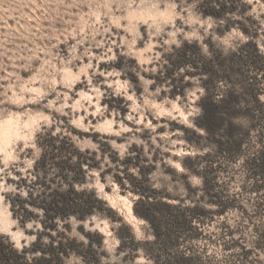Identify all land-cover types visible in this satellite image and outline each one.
I'll use <instances>...</instances> for the list:
<instances>
[{"label": "rangeland", "instance_id": "obj_1", "mask_svg": "<svg viewBox=\"0 0 264 264\" xmlns=\"http://www.w3.org/2000/svg\"><path fill=\"white\" fill-rule=\"evenodd\" d=\"M200 1L0 0V236L18 249L34 239L27 232L33 224L11 216L5 193L29 176L37 133L74 128L98 132L120 155L140 146L146 157H156L152 178L161 199L195 208L188 214L196 215V228L174 230L167 249L160 239L155 262L146 250L152 228L133 210L127 213L135 196L121 192L111 173L102 181L92 170L85 186L119 217L96 213L83 222L103 235L101 264H264V177L253 173L264 112V2L237 1L236 12L217 21L202 17ZM183 43L196 44L203 57L197 65L214 74H198L195 66L167 76L169 57ZM203 85L224 98L222 109L240 112L234 127L208 135L196 125ZM104 99L127 110L121 114ZM229 133L240 146L219 150L218 139ZM73 136L80 146L94 147L89 136ZM79 223L71 220L68 234L85 241ZM121 223L139 242L133 258L125 247L117 253V233H126ZM65 264L82 261L71 255Z\"/></svg>", "mask_w": 264, "mask_h": 264}, {"label": "trees", "instance_id": "obj_2", "mask_svg": "<svg viewBox=\"0 0 264 264\" xmlns=\"http://www.w3.org/2000/svg\"><path fill=\"white\" fill-rule=\"evenodd\" d=\"M237 1L243 3V0L230 2L201 0L198 10L202 17L220 21L227 13L236 12ZM224 29H230V24H226ZM241 30L247 32L245 27H241ZM198 48L196 44L188 43H183L177 48L169 57L172 68L168 70L167 76L171 78L174 72L195 66L201 70L198 74L209 77L214 74L207 65L203 66L202 63L197 65L195 59L203 60L197 52ZM204 62L207 64V61ZM176 92L174 90L172 96ZM111 98L113 101L125 103L121 97ZM102 102L109 108H117L121 114L127 110L124 106L113 105L110 100L104 99ZM223 102V97L216 99L205 86V92L198 101L200 113L195 123L208 135L219 133L226 125L235 126L234 120L240 112L236 109H222ZM259 115L262 121V128L259 131L261 143L253 156L255 168L253 173L257 172L264 177V112ZM70 130L71 133L55 132L52 127L37 133L35 142L39 150L29 176L20 177L14 191L5 193L11 216L21 225L31 222L35 230L27 231L34 235V239L21 249L16 248L7 238L0 236V264H65L66 259L71 255L78 256L82 264H101L99 250L103 247V235L97 230H86L83 222L96 213L110 219H119V217L116 211L97 195L94 188L85 186L92 170H98L102 181L106 173H111L112 180L119 186L121 192L130 191L135 196L132 210L152 228L154 239L146 250L151 253L155 262H158L160 257L156 247L160 239L167 249V245L172 244L174 240V230L196 228L194 225L196 215L188 214L195 208L190 210L188 207H181L161 199L160 189L154 186L152 178L155 171L153 163L156 160L155 156L149 159L143 154L140 146L133 144L123 155H120L108 141L99 140L104 136L98 132L82 133L74 128ZM72 133L76 134L77 139H83L85 135L89 136L94 147L80 146ZM218 144L219 150L228 152H234L233 148L240 146L238 141L232 139L230 133L225 138L218 139ZM206 176L202 174L201 189H205L208 185ZM186 186H189L187 182ZM206 191L207 194H211L209 190ZM165 196L171 198L169 194ZM71 220L80 222L77 230L85 241L68 234L72 227ZM120 228L126 229V233H117L119 238L117 253L125 247L128 254L134 252L131 256L133 258L139 242L127 225L121 223ZM166 260L168 264H174L170 259Z\"/></svg>", "mask_w": 264, "mask_h": 264}, {"label": "bare ground", "instance_id": "obj_3", "mask_svg": "<svg viewBox=\"0 0 264 264\" xmlns=\"http://www.w3.org/2000/svg\"><path fill=\"white\" fill-rule=\"evenodd\" d=\"M127 213L129 216H132V203L129 204L128 208H127Z\"/></svg>", "mask_w": 264, "mask_h": 264}]
</instances>
